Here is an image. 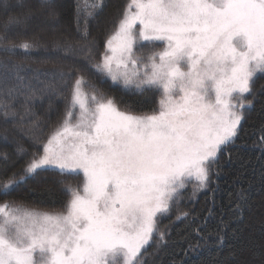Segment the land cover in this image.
I'll list each match as a JSON object with an SVG mask.
<instances>
[{"label":"snow or ice","instance_id":"6c2138e0","mask_svg":"<svg viewBox=\"0 0 264 264\" xmlns=\"http://www.w3.org/2000/svg\"><path fill=\"white\" fill-rule=\"evenodd\" d=\"M104 6L94 0L85 15L77 3L75 23L85 43L56 45L74 65L84 62L74 78L60 73L65 87L73 81L64 117L21 174L0 178V195H9L53 173L67 200L51 212L0 204V264H144L147 246H167L160 219L186 198L189 185L191 197L209 189L221 154L231 160L228 149L254 107L253 84L264 74V0H128L96 60L89 25ZM34 7L50 10L55 3L0 0V52L30 55L38 47L10 39L27 29ZM89 69L134 99L118 103L83 75ZM16 79L3 90L6 121L16 115L10 100L34 99L21 91L31 85ZM154 95L155 108L137 110ZM256 146L264 151V142ZM15 152L28 155L23 145ZM0 161L7 173V152ZM45 193L56 200L51 189ZM237 196L246 202L243 191ZM223 243L221 236L217 245Z\"/></svg>","mask_w":264,"mask_h":264},{"label":"trees","instance_id":"16d2710c","mask_svg":"<svg viewBox=\"0 0 264 264\" xmlns=\"http://www.w3.org/2000/svg\"><path fill=\"white\" fill-rule=\"evenodd\" d=\"M28 2L36 5V0ZM78 2L85 15L91 11L87 7L89 0H54L55 7L50 10L34 7L35 14L27 29L12 34L10 39L16 43L33 41L38 47L30 55L0 52V105L4 101L3 90L18 83L17 75L31 85L30 89L21 91L26 95L34 94V99L27 105L24 104V96L10 100L16 115H10L7 121L0 108V153L9 155L7 173L0 161V178L13 172L21 174L31 154L41 150L40 146L64 117L73 81L68 80V87H65L60 73L71 72L74 78L78 69L84 67V62L74 65L57 53L56 45L85 43L75 23ZM127 2L104 0L103 11L90 22L88 40L96 44V60L104 52L105 41ZM50 12L56 15L52 16ZM83 75L114 96L118 103L121 98L126 101L134 99L119 87L101 82L90 69ZM253 92L254 107L245 111L235 143L228 149L231 160L221 154L220 175L212 177L209 189L195 197L186 190V198L172 208L170 215L161 218L159 227L167 233V246L161 249H157L155 243L147 246L143 250L144 264H264V151L256 146L264 142L261 139L264 137V74L257 76ZM158 100L159 96L154 95L142 107L137 106V110L150 112ZM120 106L123 108L122 103ZM17 145H23L28 155L17 156ZM42 176L47 179L29 180L9 195H0V204H23L46 211L62 210L67 197L55 183L57 177L53 173H43ZM81 180L82 176L72 182ZM46 189L56 193L55 201L48 198ZM241 191L246 195V202L238 199L237 193ZM183 212L189 214L188 218L177 220ZM221 236L224 243L217 245ZM197 243L200 247H196Z\"/></svg>","mask_w":264,"mask_h":264},{"label":"rangeland","instance_id":"374dc122","mask_svg":"<svg viewBox=\"0 0 264 264\" xmlns=\"http://www.w3.org/2000/svg\"><path fill=\"white\" fill-rule=\"evenodd\" d=\"M94 2V0H89V4H92ZM162 47V46H161ZM144 54L146 55L147 54V49H145L144 50ZM259 75V74H258ZM47 142V141H46ZM45 142V143H46ZM81 176H82V173H81ZM186 190H188V191H190V192H192V185H189V187L186 189ZM36 210H38V209H36ZM39 211H46V210H39ZM48 211V210H47ZM49 212H51V211H49ZM161 220V219H160Z\"/></svg>","mask_w":264,"mask_h":264}]
</instances>
